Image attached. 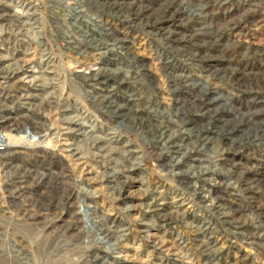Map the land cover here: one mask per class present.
Wrapping results in <instances>:
<instances>
[{
  "label": "rangeland",
  "instance_id": "374dc122",
  "mask_svg": "<svg viewBox=\"0 0 264 264\" xmlns=\"http://www.w3.org/2000/svg\"><path fill=\"white\" fill-rule=\"evenodd\" d=\"M0 116V264H264V0H0Z\"/></svg>",
  "mask_w": 264,
  "mask_h": 264
},
{
  "label": "built area",
  "instance_id": "2783aa9c",
  "mask_svg": "<svg viewBox=\"0 0 264 264\" xmlns=\"http://www.w3.org/2000/svg\"><path fill=\"white\" fill-rule=\"evenodd\" d=\"M24 109H27V111H29L28 108H22V110ZM8 119L10 120L13 119L17 121V119L12 116L8 117ZM5 123H6V119H3L0 116V160L7 159L6 157L9 156V153L10 155L13 154L11 152L13 146L10 145V139L8 136V134L11 133V131H13L14 133L20 132L22 134L24 138L23 141L21 142V145L24 147L27 145L26 147L27 149L28 148L33 149L35 146H38V143L40 142L43 143L45 140H47V144H49L48 150L50 152L57 151L54 148L50 149L53 143L55 145V148L57 149L58 148L62 149L63 147L62 150L64 154L68 151L67 146L68 147L71 146V143L68 140L69 132L71 133V130L67 127V121H65V125L62 129L59 128L56 129L57 131L52 132V128H51L43 133L37 130L38 128L36 125V123H38L37 121L35 122V125L31 123L30 124L26 123L22 126V128L19 129L15 127L14 123H11L10 126H5ZM58 155L61 156L60 153ZM64 159H66V157ZM3 166L7 167L5 163ZM19 177L15 174L13 175L4 174L3 176L4 180L0 182V213L5 212L7 214H11L10 216L12 217V220L9 221H13L15 219L14 213L12 211L18 209V207L20 206V204H22L25 198H27L28 196L34 198V194H35V191L33 189L31 191L29 190L28 193L25 194V196H23L22 193L19 192L20 190L19 184L22 181V179ZM0 220H2L1 217ZM1 230L6 233L9 229L5 226V224H0V231Z\"/></svg>",
  "mask_w": 264,
  "mask_h": 264
},
{
  "label": "bare ground",
  "instance_id": "6f19581e",
  "mask_svg": "<svg viewBox=\"0 0 264 264\" xmlns=\"http://www.w3.org/2000/svg\"><path fill=\"white\" fill-rule=\"evenodd\" d=\"M79 55H80V53H79ZM81 78H83L82 80L83 81H87L86 79H85V77L84 76H82V75H79ZM89 80V79H88ZM27 99V98H26ZM27 102V101H26ZM25 102V103H26ZM73 131V130H72ZM15 134H17L16 136L17 137H15ZM14 134V136L12 135V133L11 134H8V136H9V139H10V145L11 146H13L12 148H20V146H22L21 145V142L23 141V136H22V134L21 133H18V132H16ZM1 166V165H0ZM26 207V206H25ZM23 208V207H22ZM22 215V214H21ZM24 216V215H23ZM31 216V215H30ZM20 222H21V220H19ZM19 222V226H22L21 225V223ZM19 230V229H18ZM17 230V231H18ZM2 231V230H1ZM0 231V242H1V240H5L6 238H8V237H6V236H4L5 234H4V232L2 231L1 232ZM99 233V232H98ZM16 234V233H15ZM7 235V234H6ZM104 235V234H103ZM6 237V238H5ZM9 239V238H8ZM98 240V239H97ZM99 241V240H98ZM11 242V241H10ZM23 251V250H22ZM22 253V252H21ZM28 256V255H27ZM29 257V256H28ZM31 257V256H30ZM27 258V257H26ZM29 259V258H28ZM28 259L26 260V262L28 261ZM19 262V261H18ZM9 264V263H8ZM29 264V263H28Z\"/></svg>",
  "mask_w": 264,
  "mask_h": 264
}]
</instances>
